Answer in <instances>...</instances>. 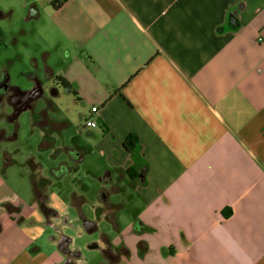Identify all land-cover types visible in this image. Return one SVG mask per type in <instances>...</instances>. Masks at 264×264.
<instances>
[{"label": "crops", "instance_id": "obj_1", "mask_svg": "<svg viewBox=\"0 0 264 264\" xmlns=\"http://www.w3.org/2000/svg\"><path fill=\"white\" fill-rule=\"evenodd\" d=\"M15 1L42 63L31 58L29 78L47 101L34 114L41 144L57 129L48 110L71 96L89 113L88 134L119 145L116 191L141 202L126 227L102 206L115 243L89 247L108 244L123 264H264V0ZM6 5L0 20L15 13ZM33 179L24 201L0 171V264H78L62 252L61 237L68 252L72 243L62 227L82 234L92 222L93 233L98 219L72 221L49 180ZM41 206L59 218L47 221Z\"/></svg>", "mask_w": 264, "mask_h": 264}, {"label": "rangeland", "instance_id": "obj_2", "mask_svg": "<svg viewBox=\"0 0 264 264\" xmlns=\"http://www.w3.org/2000/svg\"><path fill=\"white\" fill-rule=\"evenodd\" d=\"M7 3H14L15 13L9 20H0V75L6 74L5 79L11 87L29 90L33 85L30 73L34 71L31 58L35 57L42 67L33 46V26L30 21L23 20L28 11H22L17 1L0 0V9ZM45 96L50 95L46 92ZM72 100L71 96L62 95L57 108L48 110L49 118H54L57 124V129L50 133L54 139L50 147L41 144L44 128L34 123V114L47 107L46 98L40 96L31 107L14 117L10 103L6 99L0 101V171L6 183L24 201L33 195V178L41 176L49 180L47 194L65 209L72 221L80 214L98 219L97 229L90 235L79 234V226L70 221L62 227V232L72 239L70 248L78 254V264H109L101 249L89 247L102 236H107L111 244L114 242L116 231L101 207L110 208L113 216H119L122 227H126L142 206L136 198L130 200L133 192L128 188L116 191L120 183L117 172L121 159L117 153L119 145L109 136H90L84 127L89 113ZM5 160L8 164H3ZM106 173H111V180L103 182L100 179ZM100 198L106 201L101 202ZM47 232L52 233L51 229Z\"/></svg>", "mask_w": 264, "mask_h": 264}, {"label": "flooded vegetation", "instance_id": "obj_3", "mask_svg": "<svg viewBox=\"0 0 264 264\" xmlns=\"http://www.w3.org/2000/svg\"><path fill=\"white\" fill-rule=\"evenodd\" d=\"M5 78H6L5 73L0 75V101H2L3 99H6L10 103V105L12 107V111H13L12 116L14 117L19 113L18 110H19V107L23 104L22 103L23 99L24 100L26 99L29 107L32 106L34 100H36V99H34V97L36 96V94L39 92L40 89L37 86L33 89V92H30V94L28 96H24L22 94L25 93L27 90H21V89L15 88V87H11ZM0 104H2V103L0 102ZM103 201L105 202L106 198L103 199ZM41 210L44 213L47 221L52 216L56 217V219L59 218L58 213L52 209H48L44 206H41ZM61 220H62V222H65V223L68 222L67 219L64 217L61 218ZM51 226L53 227V230H55L56 232H58L60 230L59 225L51 224ZM68 241H69L68 238H65V237L60 238L61 249L66 250L64 247V244H66ZM104 243L106 244V238H105ZM95 247H96V245H95ZM101 252L103 253V256L105 257L106 261L109 264L115 263L118 260V258L116 256H114L110 253V246L108 244L105 246L104 249H101ZM122 253H123L124 257H128V251L126 249H123ZM76 256H78V254L76 252H68L67 253V257L75 258Z\"/></svg>", "mask_w": 264, "mask_h": 264}, {"label": "water", "instance_id": "obj_4", "mask_svg": "<svg viewBox=\"0 0 264 264\" xmlns=\"http://www.w3.org/2000/svg\"><path fill=\"white\" fill-rule=\"evenodd\" d=\"M41 82H38V84H37V86H38V88L40 89L39 90V92L36 94V96L34 97V99H38V98H40V96L42 95V91H43V89H42V86H41V84H40ZM36 86V87H37ZM35 88V87H34ZM34 88H32V89H30V90H27L25 93H23L22 95H24V96H28L29 94H30V92H33V89ZM22 105L19 107V110H18V112H20V111H23V110H26V109H28L29 108V106H28V102L26 101V99L24 100H22ZM92 225H94V223H92V222H87L86 223V225H83V228H84V231H85V233L86 234H91L92 233V231L91 230H89L88 229V227H90V226H92ZM94 227V226H93ZM94 229V228H93ZM64 247H65V249L66 250H63L62 252L65 254H67L68 253V247H67V243L66 244H64ZM64 264H69L67 261L64 263Z\"/></svg>", "mask_w": 264, "mask_h": 264}, {"label": "trees", "instance_id": "obj_5", "mask_svg": "<svg viewBox=\"0 0 264 264\" xmlns=\"http://www.w3.org/2000/svg\"><path fill=\"white\" fill-rule=\"evenodd\" d=\"M47 143H48L49 145H51L52 141H51V140H48ZM124 144H128V145H130V146L133 145V139H132V136H131V135L128 136V138L125 140V143H124ZM124 146H125V145H124ZM222 214H223L224 216H227V214L225 213V211H223ZM142 245H143V246H142ZM139 247H140V249H141L142 251H144V250L146 249V248L144 247V244H142V243H139Z\"/></svg>", "mask_w": 264, "mask_h": 264}, {"label": "built area", "instance_id": "obj_6", "mask_svg": "<svg viewBox=\"0 0 264 264\" xmlns=\"http://www.w3.org/2000/svg\"><path fill=\"white\" fill-rule=\"evenodd\" d=\"M263 40H264V35L262 34V33H259L258 35H257V37H256V41L258 42V43H260V42H263ZM92 111H95V108H93L92 109ZM95 122H93V121H90V120H87L86 122H85V126H87V127H95Z\"/></svg>", "mask_w": 264, "mask_h": 264}]
</instances>
